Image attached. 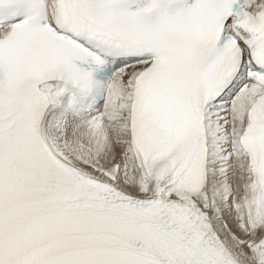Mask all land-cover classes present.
<instances>
[{"label":"snow or ice","instance_id":"snow-or-ice-1","mask_svg":"<svg viewBox=\"0 0 264 264\" xmlns=\"http://www.w3.org/2000/svg\"><path fill=\"white\" fill-rule=\"evenodd\" d=\"M0 264H264V0H0Z\"/></svg>","mask_w":264,"mask_h":264}]
</instances>
